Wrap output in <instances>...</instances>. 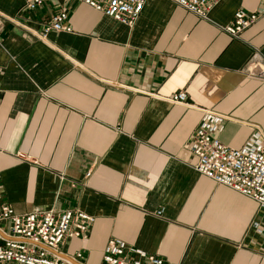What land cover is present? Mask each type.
I'll return each instance as SVG.
<instances>
[{
    "label": "crops",
    "instance_id": "0c3cea01",
    "mask_svg": "<svg viewBox=\"0 0 264 264\" xmlns=\"http://www.w3.org/2000/svg\"><path fill=\"white\" fill-rule=\"evenodd\" d=\"M24 4L0 0V11L33 31L65 11L72 30L46 42L3 24L0 198L18 214L94 216L86 238L59 248L81 253L71 264H100L109 239L164 264H264L252 226L263 209L195 171L189 150L200 108L228 116L217 135L225 145L264 134V79L246 71L256 51L264 57V0H221L208 19L146 0L132 27L77 0ZM239 9L260 17L233 38L221 26ZM177 92L194 107L160 98Z\"/></svg>",
    "mask_w": 264,
    "mask_h": 264
},
{
    "label": "built area",
    "instance_id": "2783aa9c",
    "mask_svg": "<svg viewBox=\"0 0 264 264\" xmlns=\"http://www.w3.org/2000/svg\"><path fill=\"white\" fill-rule=\"evenodd\" d=\"M45 0H25L24 9L34 10ZM104 15L132 27L146 0H77ZM201 19H208L209 11L221 0H170ZM260 14L256 11L236 10L232 19L221 28L233 38L254 24ZM20 17L0 11V37L5 21L33 32L47 42L51 31L70 32L65 11L54 14L40 31H33ZM248 75L264 79V57L256 51L246 64ZM155 95V94H152ZM170 103L193 106L184 92L160 97ZM194 107V106H193ZM201 120L190 137L189 150L195 156V171L253 199L263 214L252 224L264 241V134L256 128L240 147L223 144L218 134L223 130L227 115L212 109L200 108ZM90 173L88 172L86 176ZM162 211L157 210L156 216ZM95 217L80 210L33 209L15 213L12 206L0 198V262L3 264H71L81 257L77 252L65 258L59 248L66 238H86ZM100 264H164L157 255L128 245L119 239H109Z\"/></svg>",
    "mask_w": 264,
    "mask_h": 264
}]
</instances>
